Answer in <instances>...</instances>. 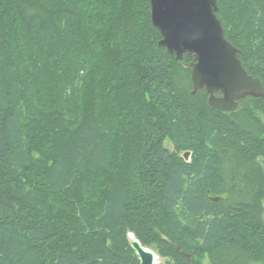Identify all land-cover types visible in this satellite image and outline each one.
<instances>
[{"label":"trees","instance_id":"trees-1","mask_svg":"<svg viewBox=\"0 0 264 264\" xmlns=\"http://www.w3.org/2000/svg\"><path fill=\"white\" fill-rule=\"evenodd\" d=\"M216 14L264 89V0ZM161 40L150 0H0V264H264V98L211 108Z\"/></svg>","mask_w":264,"mask_h":264},{"label":"water","instance_id":"water-1","mask_svg":"<svg viewBox=\"0 0 264 264\" xmlns=\"http://www.w3.org/2000/svg\"><path fill=\"white\" fill-rule=\"evenodd\" d=\"M151 19L160 32L159 46L182 61L185 56L194 58L192 72L193 95L205 92L209 106L217 111H236L246 98H264L259 79L250 76L240 60V51L226 38L217 18L218 0H150ZM190 152L183 158L190 161ZM212 202L228 200V195H212ZM131 248L140 264H159L158 254L144 247L129 235Z\"/></svg>","mask_w":264,"mask_h":264},{"label":"rangeland","instance_id":"rangeland-1","mask_svg":"<svg viewBox=\"0 0 264 264\" xmlns=\"http://www.w3.org/2000/svg\"><path fill=\"white\" fill-rule=\"evenodd\" d=\"M264 165V164H263ZM130 241V243H131V240H129ZM153 250V249H152ZM204 262V264H207L208 263V259L207 258H205L204 260H203ZM165 262V259L164 258H161V257H159V264H163Z\"/></svg>","mask_w":264,"mask_h":264},{"label":"flooded vegetation","instance_id":"flooded-vegetation-1","mask_svg":"<svg viewBox=\"0 0 264 264\" xmlns=\"http://www.w3.org/2000/svg\"><path fill=\"white\" fill-rule=\"evenodd\" d=\"M231 113V112H230Z\"/></svg>","mask_w":264,"mask_h":264}]
</instances>
